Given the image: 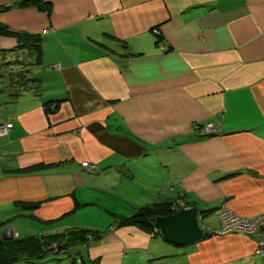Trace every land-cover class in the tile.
Segmentation results:
<instances>
[{
	"label": "crops",
	"instance_id": "0c3cea01",
	"mask_svg": "<svg viewBox=\"0 0 264 264\" xmlns=\"http://www.w3.org/2000/svg\"><path fill=\"white\" fill-rule=\"evenodd\" d=\"M38 1L48 7L0 0V26L41 47L36 60L0 36V123L12 125L0 137L2 233L106 232L112 245L117 219L161 199L201 221L264 212V0ZM9 69L39 91L13 95ZM206 124L217 131L200 134ZM255 244L214 235L186 258L249 256Z\"/></svg>",
	"mask_w": 264,
	"mask_h": 264
},
{
	"label": "rangeland",
	"instance_id": "374dc122",
	"mask_svg": "<svg viewBox=\"0 0 264 264\" xmlns=\"http://www.w3.org/2000/svg\"><path fill=\"white\" fill-rule=\"evenodd\" d=\"M53 67L55 68L56 66L54 65ZM1 84H3L2 80H0V85ZM173 207L176 211L185 209L183 208L184 202L181 199H177ZM131 213H129L128 216H130ZM215 215L211 214L209 217L206 216L202 221H199V224L208 226L209 229L211 228V231L217 228L219 229L220 224ZM121 216L122 215L119 217ZM128 216L122 217L128 218ZM110 219V225L108 226L110 229L115 228L117 224L113 223L112 216ZM97 221L98 226H105V223L100 219ZM10 224L13 227L17 226L19 231L21 230L20 237L28 234L22 231V226L19 228L23 223L14 221ZM152 229L156 230V227L153 225ZM5 234L7 237L13 236L12 231H5ZM97 234L99 236V244L88 239L89 243H87L88 241H84L63 251H57L58 249L52 248L51 252L44 254L42 257L34 258L27 262L22 260L14 264H189L186 255L192 250L191 247L180 248L166 244L162 241L158 232L149 234L137 225H126L119 228L116 233L118 242L112 245L110 241H107L109 235L107 238L106 232ZM206 235L212 236L213 234H205V236ZM207 238H203L201 241ZM212 247H214V245ZM216 254V250L212 249L210 258L208 256L205 257L201 264H262L259 257L255 256L253 253L249 256L230 255L228 259H225L227 257L223 256L218 257Z\"/></svg>",
	"mask_w": 264,
	"mask_h": 264
},
{
	"label": "trees",
	"instance_id": "16d2710c",
	"mask_svg": "<svg viewBox=\"0 0 264 264\" xmlns=\"http://www.w3.org/2000/svg\"><path fill=\"white\" fill-rule=\"evenodd\" d=\"M19 5H27L31 2L37 9L44 6L48 7L47 3H39L38 0H17ZM6 8V7H4ZM0 36L5 38H12L15 43V48H25L35 54L36 60L41 56V47L39 39L33 35H25L7 31L4 27L0 26ZM8 63H4L6 65ZM8 87L12 89L13 95L18 96L22 92L37 93L39 85L37 80L30 78L29 74L24 71H13L5 75L4 78ZM47 112L51 110L47 109ZM175 201V200H174ZM173 201V202H174ZM174 203L166 199H161L159 202L153 203L147 207L140 208L128 218L121 217L117 219L118 225H137L145 232L151 234L154 220L157 217L167 216L176 211L173 207ZM26 209L33 208L35 205H22ZM210 211L201 212V216H207ZM3 222H0V264H14L18 261H29L34 258L42 257L44 254L51 252L52 248L63 251L76 244L91 241H98L99 236L96 232L87 230H73L67 233L47 235V236H27L24 238L12 237L10 239H2ZM206 235L204 238L210 237ZM213 236V235H212ZM7 237V236H6ZM54 246V247H53Z\"/></svg>",
	"mask_w": 264,
	"mask_h": 264
},
{
	"label": "built area",
	"instance_id": "2783aa9c",
	"mask_svg": "<svg viewBox=\"0 0 264 264\" xmlns=\"http://www.w3.org/2000/svg\"><path fill=\"white\" fill-rule=\"evenodd\" d=\"M11 129L12 125L10 123L1 122L0 137L6 136ZM197 130L200 134L212 135L217 131V128L212 124H206L198 127ZM80 167L88 173H91L94 169V165L88 162H81ZM216 216L220 227L217 231L213 232V235L240 234L254 236L256 238V244L253 254L259 257L264 264V212L251 218H242L226 209H221L217 211ZM156 232H158L157 229H153L151 234H155Z\"/></svg>",
	"mask_w": 264,
	"mask_h": 264
},
{
	"label": "water",
	"instance_id": "95a60500",
	"mask_svg": "<svg viewBox=\"0 0 264 264\" xmlns=\"http://www.w3.org/2000/svg\"><path fill=\"white\" fill-rule=\"evenodd\" d=\"M199 212L192 207L179 209L167 216L157 217L154 220L160 238L163 242L174 247H190L203 239V229L199 224ZM2 233V239H10Z\"/></svg>",
	"mask_w": 264,
	"mask_h": 264
},
{
	"label": "bare ground",
	"instance_id": "6f19581e",
	"mask_svg": "<svg viewBox=\"0 0 264 264\" xmlns=\"http://www.w3.org/2000/svg\"><path fill=\"white\" fill-rule=\"evenodd\" d=\"M205 234H210V233H203V238L205 237ZM211 234H213V233H211Z\"/></svg>",
	"mask_w": 264,
	"mask_h": 264
}]
</instances>
